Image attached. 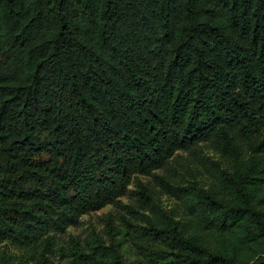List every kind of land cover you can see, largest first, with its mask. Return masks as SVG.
Here are the masks:
<instances>
[{
    "label": "trees",
    "instance_id": "obj_1",
    "mask_svg": "<svg viewBox=\"0 0 264 264\" xmlns=\"http://www.w3.org/2000/svg\"><path fill=\"white\" fill-rule=\"evenodd\" d=\"M202 145L230 161L207 188L155 177L179 226L137 176ZM132 181L161 264H264V0H0V244L47 251Z\"/></svg>",
    "mask_w": 264,
    "mask_h": 264
},
{
    "label": "rangeland",
    "instance_id": "obj_2",
    "mask_svg": "<svg viewBox=\"0 0 264 264\" xmlns=\"http://www.w3.org/2000/svg\"><path fill=\"white\" fill-rule=\"evenodd\" d=\"M47 158L43 156L44 160ZM167 164L166 168L148 175H138L137 179L151 191L155 205L166 215L172 216L179 226L190 225L192 216L185 202L167 193L155 177H170L174 184L181 187L192 185L207 188L216 180L217 169L227 168L230 161L202 145L198 147L197 157L190 152L180 151ZM259 209L264 213V208ZM151 212V209H141L137 205L136 185L132 181L125 197L80 216L75 225L63 231H52L49 250L45 251L39 245L40 241L35 246L9 241L0 244V251L13 257L15 264H42L43 261L39 260L41 255L46 258V264H81L75 258L78 254L87 258L97 256V252L101 253V259L107 264H113L110 258V249L113 248L123 264H161L166 259L165 248L146 245L145 251L139 249L136 245L138 240L131 233L132 229H128L123 221L127 220L133 226H145L143 217H151ZM99 246L105 250L101 252L97 249Z\"/></svg>",
    "mask_w": 264,
    "mask_h": 264
}]
</instances>
